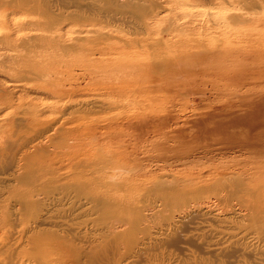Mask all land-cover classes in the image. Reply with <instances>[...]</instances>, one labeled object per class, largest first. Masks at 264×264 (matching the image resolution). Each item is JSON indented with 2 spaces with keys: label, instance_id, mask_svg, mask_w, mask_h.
<instances>
[{
  "label": "rangeland",
  "instance_id": "rangeland-1",
  "mask_svg": "<svg viewBox=\"0 0 264 264\" xmlns=\"http://www.w3.org/2000/svg\"><path fill=\"white\" fill-rule=\"evenodd\" d=\"M79 263L264 264V0H0V264Z\"/></svg>",
  "mask_w": 264,
  "mask_h": 264
},
{
  "label": "bare ground",
  "instance_id": "bare-ground-1",
  "mask_svg": "<svg viewBox=\"0 0 264 264\" xmlns=\"http://www.w3.org/2000/svg\"><path fill=\"white\" fill-rule=\"evenodd\" d=\"M252 125V124H251ZM250 137V136H249ZM250 139V138H249ZM176 141V140H175ZM179 141V140H178ZM260 145V144H259ZM240 146V145H239ZM200 149V148H199ZM262 149V148H261ZM189 150V149H188ZM257 150V149H256ZM195 151V150H194ZM187 152V151H186ZM188 153H190V152H188ZM194 153V152H193ZM182 155V154H181ZM260 157V156H259ZM220 178V177H219ZM237 179V178H236ZM235 179V180H236ZM242 180V182H243V179H241ZM228 181H229V179H228ZM221 181H219V183H220ZM238 182V181H237ZM224 183H226V182H224ZM231 184V183H230ZM232 184H235V183H232ZM237 184V183H236ZM238 184H240V183H238ZM241 185V184H240ZM221 187V186H220ZM233 188V187H232ZM207 189V188H206ZM197 238V237H196ZM260 240V239H259ZM164 241V240H163ZM95 245V244H94ZM101 249V248H100ZM138 250V249H137ZM146 250V249H145ZM77 263V262H76ZM79 264H81V263H79Z\"/></svg>",
  "mask_w": 264,
  "mask_h": 264
}]
</instances>
